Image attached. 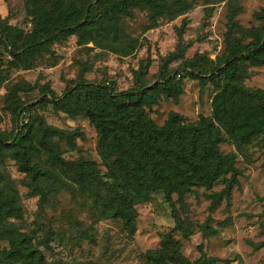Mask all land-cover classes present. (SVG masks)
Masks as SVG:
<instances>
[{"label": "rangeland", "instance_id": "rangeland-1", "mask_svg": "<svg viewBox=\"0 0 264 264\" xmlns=\"http://www.w3.org/2000/svg\"><path fill=\"white\" fill-rule=\"evenodd\" d=\"M83 3L36 0L34 5L30 0H0V28L20 48L30 38L37 14L54 18L73 7L79 18ZM110 3L91 0L90 4L93 12L100 13ZM80 34L82 38L74 34L50 41L28 65L17 62L0 41V133L9 135L20 125L9 91L25 85L26 91L16 96L34 126L41 123L56 135L52 140L59 157L93 163L101 175L105 168L97 149V130L82 114L71 117L56 110L42 91L60 96L79 81L103 84L114 93L138 85L149 88L158 84L162 64L164 75L178 71L179 77L169 94L156 90L155 103L142 107L143 115L156 126L170 114L177 115L183 125L210 118V103L220 88L207 77L188 76L185 70L189 65L198 72L221 69L233 47L260 41L264 0H141L125 13L104 15ZM229 85L264 91V66L242 60L233 67ZM218 150L232 152L239 171L227 197L219 195L221 182L171 194L170 204L161 194H153L133 207L131 236L118 221L98 220L92 201L85 196L60 191L40 212L38 196L27 187L25 175L18 172L7 151L0 155V187L6 184L15 194L22 220L12 221L20 231L36 238L46 230L63 233L65 239L51 240L48 251L39 248L48 263L156 264L146 253L163 248L165 264H178V256L188 264H264V137L240 152L228 143ZM82 227H90L91 244L67 240ZM168 241L174 245L170 247ZM6 248L0 241V251Z\"/></svg>", "mask_w": 264, "mask_h": 264}, {"label": "trees", "instance_id": "trees-1", "mask_svg": "<svg viewBox=\"0 0 264 264\" xmlns=\"http://www.w3.org/2000/svg\"><path fill=\"white\" fill-rule=\"evenodd\" d=\"M30 1L36 5V0ZM100 1L95 0V3ZM110 1L96 13L91 9V0H83L79 18L75 17L73 7L68 12L57 13L54 18L50 14H37L32 34L20 48L1 28L0 41L17 62L28 65L50 41L74 34L82 38L80 31L85 27L100 22L104 15L125 13L141 0ZM231 52L221 69L198 72L189 65L185 70L188 76L207 77L212 85L220 88L211 100L210 118L199 117L194 124L183 125L177 115L170 114L161 126H156L143 115L142 107L155 103L156 90L167 93L173 88L175 77H179L178 71L164 75L162 64L156 77L158 84L149 88L138 85L114 93L103 84L94 86L79 81L60 96L43 90L41 94L49 98L56 110L71 117L82 114L97 130V149L104 162V174L99 175L93 163L69 162L59 157L52 140L56 135L41 123L34 126L16 96V92L26 91L25 85L9 91L16 119L21 123L9 135L0 133V155L9 152L18 172L25 175L27 187L38 196L40 212L60 191L72 197L85 196L92 201L93 214L98 220L118 221L129 236L134 232L133 207L153 194H161L170 204L171 194L181 195L192 188H211L221 182L223 188L219 195L227 197L239 171L234 167V154H223L218 146L228 143L240 152L264 137V91L230 86L232 69L248 59L256 66H264V37L255 43L233 47ZM12 220H22L21 209L15 194L4 184L0 187V241H4L7 248L0 251V264H65L48 263L39 249L48 251L51 240L65 239L63 233L46 230L42 237L36 238L33 233L16 228ZM80 230L67 240L91 244L94 236L90 227ZM168 243L170 247L174 245ZM170 250L176 254L175 248ZM146 256L156 264H165L167 254L160 248L148 251ZM177 263L188 264L179 256Z\"/></svg>", "mask_w": 264, "mask_h": 264}]
</instances>
